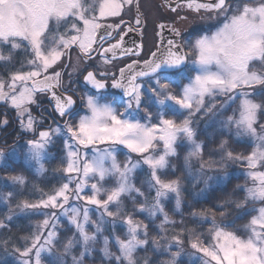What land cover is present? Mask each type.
<instances>
[{
  "label": "snow or ice",
  "instance_id": "6c2138e0",
  "mask_svg": "<svg viewBox=\"0 0 264 264\" xmlns=\"http://www.w3.org/2000/svg\"><path fill=\"white\" fill-rule=\"evenodd\" d=\"M169 7L182 20L187 17L181 16L177 9L215 13L222 20L220 26H209V31L217 27L214 33L203 34L194 43L189 41V51L196 54L191 61L183 50L182 33L161 24V46L143 60V67L137 59L117 73L93 69L97 68L98 61L108 65L118 55H139L142 45L136 49L125 46L128 33L141 31L144 25L139 0H92L91 3L88 0H0V66L5 69L0 75V101L10 104L18 113L24 134L30 137L25 141V160L34 162L38 172L47 171L44 161L49 158L48 148L54 143L53 138L60 135L68 138L65 141L67 159L58 169H53L67 174L65 182L48 193L42 192L37 202L17 203L21 211L47 217L35 226V232L19 241V247H14L19 264H42L43 253L55 256L54 264H66L67 256H71L72 264H84L103 233V226L114 225L117 218L127 226L125 238L113 237L120 255H114L108 248L109 237L103 238L104 255L111 264H138L135 253L149 244L148 228L154 222L152 218L162 219L161 229L165 225L176 226L164 209L169 197L175 200L174 211L182 215V192L187 189L173 161L181 158L177 149L183 150L184 141L191 148L183 157L184 168L190 169L192 157L198 159L205 186L201 192L212 187L210 181L220 179L209 172H219L227 167V161L242 159L229 150L227 140H220L219 152L210 153V157L220 155V160L204 161L206 145L198 141L193 118L203 115L218 119L229 133L235 128L237 136L257 134L254 126L257 115L264 116V71H255L254 62L264 66V0H176V4ZM132 8L136 16L124 24L121 13L127 15ZM109 17H120V21L114 25L102 23ZM166 30L174 33L175 39L165 40L162 34ZM16 50L26 53L23 62L15 60ZM73 51L85 62L83 68L72 66L73 72H78L83 82L91 86L85 96L78 97L87 109L84 115H78L75 107V90L70 85L64 86L62 72L57 71V67H65L63 61L71 60ZM184 79L188 80L187 84L182 83ZM173 84L177 90H173ZM109 87L123 89L128 97L123 111L118 107L119 101L107 95ZM42 93L51 95L60 118H69L62 126L45 129L43 121L37 122L32 116L31 106L38 103ZM219 97L225 99L215 102ZM237 102V110L228 115L231 105ZM153 104L156 105V122H153V112L149 111ZM2 123L6 125L7 119ZM261 130L264 131V125ZM261 140L264 142V137ZM157 141L163 142L162 152L156 151ZM97 144H108L109 148L96 149L89 158L87 150ZM120 145L138 158L133 160L129 156L123 162L118 161L115 146ZM4 159L5 154L0 151V161ZM243 159L251 168H256L258 161L264 162V147ZM142 166H146L149 177L147 194L134 182ZM250 175L254 182L259 181V186L249 188L248 197L264 203V172ZM11 179L24 183L22 176ZM91 180L96 182L90 183ZM106 180L113 181L111 186H106ZM217 190L212 188L213 192ZM3 198L12 200L15 196L9 192ZM125 199L133 203L131 212L125 209ZM70 200L94 206L99 211V219L92 220L87 207H72ZM214 208L210 231L216 243L212 248L204 247L195 229L184 228L181 231L188 232L190 247L210 257L206 264H264V207L251 220V235L246 240L227 231L228 225L222 223L231 212L241 211L244 203L225 199ZM57 210L69 218L76 230V235L63 244L62 252L56 249V244L60 243ZM207 211L189 215L194 224L202 219L207 222ZM133 213H146L149 223L136 220ZM216 213L221 223H217ZM7 219L10 221L11 216ZM89 226L95 231L90 233ZM6 227L0 221V228ZM11 243L15 245L16 241ZM152 243L161 246L157 239ZM9 244L8 240L0 241V247L5 249ZM173 244L178 250L171 254L168 264H177L183 252L180 234L173 232L170 240H166L169 251ZM77 247L81 249L78 256L72 255Z\"/></svg>",
  "mask_w": 264,
  "mask_h": 264
},
{
  "label": "trees",
  "instance_id": "16d2710c",
  "mask_svg": "<svg viewBox=\"0 0 264 264\" xmlns=\"http://www.w3.org/2000/svg\"><path fill=\"white\" fill-rule=\"evenodd\" d=\"M259 66V64H256ZM264 67V66H260ZM259 68V67H258ZM186 83V79L182 80V83ZM173 90H177L176 85H172ZM123 104L120 103L118 107L123 111ZM149 111L153 112V122L155 120L156 105L149 106ZM86 111L82 108L78 115H84ZM172 118V117H169ZM201 116L199 119L193 118L194 127L198 133V141L206 145L203 153L204 161L209 160H220V155L210 153L218 152L219 143L217 142V136L212 139V132L202 134L199 128ZM227 136L224 134V137ZM225 140L228 141L230 145L229 150L234 151L235 154L244 157L250 151V147L247 144H240L232 140L230 136L226 137ZM22 141L17 142L16 137H11L6 140V148L3 153L6 156L4 164H0V221H3L7 226L6 228H0V241L8 240L10 241L7 249L0 247V264H19L20 258L15 254L14 247L20 246V240L23 237L29 236L31 233L35 232V226L42 222L43 219L47 218L46 215L33 214L30 211H21L17 208V203L27 200L29 202H37L42 197L43 193H48L50 189L58 187L60 183L65 182L64 176L67 174H62L60 171H53V169H58L61 166V162L66 160V150L63 143V138H60L53 144V148L50 149V158L44 162V168L47 170L43 173L38 172L35 168L31 167L28 162L25 161V153L27 152V147ZM20 156L19 159L9 158V153L12 149ZM1 150V149H0ZM2 151V150H1ZM180 152V159L173 161L175 168L177 169V175L182 178L183 186L187 191L182 192V205L180 212L174 211L175 200H167L165 203V211L168 213L169 219L176 222V226L165 225L164 228L159 226L162 223L160 218H152L153 223L149 224L148 228V239L149 244L143 248H140L135 253V259L138 264H168L171 259V254L178 250L177 246L173 244L171 251L167 249L166 240H170L173 232L180 234V239L183 241L181 253L177 264H201L198 258L200 252H196L190 247L191 238L187 231H181L184 228L195 229L199 234V242L202 246L207 247L209 242H212L211 234V220L213 212H215L214 205H219L224 203L225 199L234 200L244 203V208L241 211H233L224 220L223 224L228 225L226 228L230 232H235L241 227H245L249 222L250 218L254 215L250 212L251 204L246 201V191L243 186L247 185L246 179L239 177L237 171L243 168L244 160L227 161V167L221 169L219 172L211 171L208 174L213 176L224 177L228 176L225 184H214L209 190L201 192L200 187L203 183H198L200 179V167L199 161L196 157H192L190 160V169L184 168L183 157L188 154L190 148L185 144L183 150L177 149ZM119 158L123 160L122 153H119ZM135 159L138 157L135 156ZM125 161V160H124ZM15 176H22L24 178L23 184L15 183L11 178ZM175 178V177H171ZM148 173L146 166L142 170L137 171L135 177V184L137 187H141L142 190L147 194V181ZM109 183V182H105ZM212 188L218 189L213 192ZM12 192L15 199L6 200L4 195ZM197 193V195H193ZM125 209L131 212L133 209V203L130 199L124 200ZM115 210V208H113ZM203 210H208L206 212L207 222L203 219L200 223H193V217L189 215L190 212H201ZM40 212L47 213L48 210H39ZM231 211V210H230ZM134 218L138 221H143L148 224L149 219L146 213H133ZM11 216L9 221L7 217ZM98 214L93 213L92 220H98ZM217 223H221V219L218 213H216ZM58 240L60 243L56 244V249L60 252L63 251V244L68 238L76 235V230L74 226L70 224L67 219L60 218L58 223ZM104 231L99 235L97 242L94 247L89 252V255L85 258L84 264H111V260L106 258L103 252L104 244L103 238L109 237L108 248L114 255H120L118 251V244L115 242L113 237L125 238L127 235V226L121 221L120 218L115 220V224L106 223L104 226ZM93 226L89 227V232H94ZM241 235L240 230L237 232ZM153 239H157L160 242V247H157L152 243ZM16 241L15 245L11 242ZM81 249L77 247L74 249L72 255H77ZM66 264H72L71 256L65 257ZM55 256L44 253L42 256V264H54Z\"/></svg>",
  "mask_w": 264,
  "mask_h": 264
},
{
  "label": "flooded vegetation",
  "instance_id": "af4514ba",
  "mask_svg": "<svg viewBox=\"0 0 264 264\" xmlns=\"http://www.w3.org/2000/svg\"><path fill=\"white\" fill-rule=\"evenodd\" d=\"M197 2H211V0H197ZM140 12L143 14L144 25L141 31H133L128 33L125 37V46L127 48L136 49L138 45H142V49L138 56H122L118 55L111 64L105 65L101 62H97V68L101 72L112 71L117 72L120 68L125 67L126 64H131L133 60L139 59L143 64L144 59L150 58L153 51H156L160 47V29L161 24L165 25L166 29H178L183 36L181 43L186 53L189 51V41L195 42L199 36L203 34H212L217 30V27H212L209 31L210 25L220 26L222 17L217 16L215 13H208L201 11L199 13L190 11L187 8L177 9L181 16H186L187 19H180L176 13L171 11L169 4L173 6L176 4V0H140ZM127 11V9H125ZM121 15L124 17V24H128L136 16L135 8H132L127 15L122 12ZM120 21V17H109L105 21H102L105 25H114ZM154 25V26H153ZM123 27V25H121ZM154 31L152 32V28ZM115 35V32H113ZM163 37L167 39H175L174 33L171 31H164ZM16 56V55H15ZM24 56H17L15 59L18 62H23ZM65 67H57V71L62 72L63 84L65 87L71 86L75 90L74 99L77 100V111L79 112L83 105L78 97L85 96L89 92L90 86L86 85L82 78L78 75V72H73L74 65H78L80 68L84 67V61L80 59L78 54L73 51L71 54V60L63 61ZM19 67V63L16 64ZM4 67L0 66V72L4 73ZM109 85L112 81L109 79ZM63 91V88L60 89ZM109 98L115 97L120 103H124L125 95L118 88L109 87L107 90ZM72 94V93H68ZM51 95L48 93L39 94L38 103L31 106L32 116L37 122L43 121V127L47 129L49 126L55 128L58 125H63L68 117L60 118L59 114L53 109L50 103ZM7 119L8 123L5 125L2 123L4 119ZM26 122V121H25ZM25 129L21 127V117L18 113L8 104L2 105L0 102V149L3 151L6 148V140L11 137H16L17 142L25 141L30 137L25 135ZM54 142L57 141L55 140ZM21 142V143H22ZM0 150V151H1Z\"/></svg>",
  "mask_w": 264,
  "mask_h": 264
},
{
  "label": "rangeland",
  "instance_id": "374dc122",
  "mask_svg": "<svg viewBox=\"0 0 264 264\" xmlns=\"http://www.w3.org/2000/svg\"><path fill=\"white\" fill-rule=\"evenodd\" d=\"M88 2L91 3L92 0H88ZM153 31H154V27L152 28V32ZM18 55L19 56H22V57L24 56L23 61L26 59V53L23 50H16L15 59H17V56ZM195 55H196L195 53L188 52V60L191 61L193 58H195ZM256 64H258V63H255L254 62V65H255L254 70L255 71H257V72L264 71V67H260L261 66L260 64H259V66H256ZM3 74H4L3 72H0V75H3ZM193 75H194V73H193ZM187 83H188V80L186 79V83L184 82V84H187ZM223 99H225V98L219 97V98L216 99L215 102L220 103V102H222ZM257 102H259V101L257 100ZM238 104H239V102H237L235 104H232L231 105V109L227 112V114L228 115H232L233 112H235L237 110ZM8 105L11 106L10 104H8ZM82 108H84V110L87 113V109L84 106ZM201 117H202L201 120H200V123L201 124H199L198 130H200V132L202 134L210 132V129H211V131H213L212 132V139L213 138L215 139V136H217V142H219L220 140H225L226 137L230 136L231 139L234 140V141H236L237 143L247 144L250 147V151L244 157L249 156L253 151H256L258 148L264 147V142H262V140H261V137H264V131L261 130V125H264V116H261L260 114L257 115V124L254 125L256 127V133H257L255 136H251V135L237 136L236 135L235 128H233L231 130V132L229 133V131L227 129H224V128L221 127L218 119H215V118L210 119L209 117H206V116H203V115H201ZM224 134L227 135V136L224 137ZM60 138H63V143L65 145V141H67V139H68L67 136L66 135H60V136H57V138H55V140H59ZM178 143H179V141H178ZM53 144L49 145V148H48L49 158H50V155H51L50 154V149L53 148ZM184 144L188 145V142L187 141H184ZM188 146L190 148V145H188ZM115 147H116L115 155H116L118 161L123 162L129 156H131V158L133 160H135L134 157L137 156V154L130 153V151L128 149H126L122 145L115 146ZM108 148H109V145L108 144H97V145L93 146L91 149H88L87 150L88 156H89V158H91V156L94 154V152H95L96 149H108ZM162 148H163V142L162 141H157L156 151L162 152ZM65 150H66V159H67V149H66V145H65ZM190 150H191V148H190ZM218 152H219V148H218ZM119 153H122L123 160H121L119 158V156H118ZM9 156H10L9 158H12L14 160L20 158V156L16 152H13V151H11L9 153ZM5 159H6V156H5ZM5 159L2 160V161H0V164L6 163V162H3V161H5ZM48 159H46V160H48ZM240 160H244V163L245 164H244L243 168L239 169V171H237L236 173H237V175L239 177H243L244 176V178L246 179L247 185L243 186V189L246 191V196H247L246 201H248L251 204L250 212L248 214H251L253 212L254 215L252 216V218H250V222L245 227H241V229H237L236 233L235 232H233V233L235 235H237L238 237H240L241 239H245L246 240L251 235V231H250V228H249V225L251 223V220L253 219V217H255V216L258 215V210L260 208L264 207V203L260 202L259 200L253 201V200H251L248 197V191L247 190L249 188L259 186V181L254 182L252 180L250 174L253 173V172H256V173L264 172V162L258 161L257 162V167L256 168H251L249 166V164H248V161L246 159H243V157H242V159H240ZM26 162H28V161H26ZM28 164L31 167H33V168H35L37 170V167L38 166H36L34 162H28ZM143 168H144V166H142L141 169H138L137 171L142 170ZM227 179H229V174H228V176L221 177L220 179H214L213 181H210V184H211V186H213L214 184H218V183L225 184L226 181H227ZM91 182H96V181L95 180H91L90 183ZM105 182H109V183L107 184ZM105 182L104 183L106 184V186H111V184L113 183V181H111V180H106ZM134 182H135V178H134ZM201 182H202V179L200 177V179L198 180V183H201ZM204 188H205V186L203 184L200 187V189H204ZM209 189H207V190H209ZM168 200H171V197H169ZM166 201L164 202V207H165ZM70 205L72 207H79L81 209H83L84 207H87L89 209V216L91 217V219L93 218V213L94 212L97 213L98 214V217H99V211L96 210L94 208V206H91V205H87L86 206V205L83 204L82 201L70 200ZM57 214H58L59 219L60 218H64V219H67L69 221V218L67 216L60 214V210H57ZM58 226L59 225H57V233H58ZM211 227H213L212 224H211ZM238 230H240L241 235H239L237 233ZM257 230H259V228H257ZM57 238H58V235H57ZM215 243H216V241L213 238L212 239V242H209L207 244V247L212 248ZM90 252H91V250H90ZM200 254L201 255H199L198 258L200 259L201 264H206V262L210 260V257L204 256V254L202 252H200ZM42 256H44V253L42 254ZM212 264H215V262H212Z\"/></svg>",
  "mask_w": 264,
  "mask_h": 264
},
{
  "label": "water",
  "instance_id": "95a60500",
  "mask_svg": "<svg viewBox=\"0 0 264 264\" xmlns=\"http://www.w3.org/2000/svg\"><path fill=\"white\" fill-rule=\"evenodd\" d=\"M139 2H140V0H139ZM184 50V49H183ZM141 67H143V64H141ZM90 86V85H89ZM91 87V86H90ZM121 90V92H123L124 93V91H123V89H120ZM125 98H128L127 96H125ZM1 102V104L2 105H5L6 103L4 102V101H0ZM50 103H51V105H52V107H53V109L55 110V102L52 100V97H50ZM56 111V110H55ZM57 112V111H56ZM58 113V112H57Z\"/></svg>",
  "mask_w": 264,
  "mask_h": 264
},
{
  "label": "bare ground",
  "instance_id": "6f19581e",
  "mask_svg": "<svg viewBox=\"0 0 264 264\" xmlns=\"http://www.w3.org/2000/svg\"><path fill=\"white\" fill-rule=\"evenodd\" d=\"M125 99H127V98H125Z\"/></svg>",
  "mask_w": 264,
  "mask_h": 264
}]
</instances>
